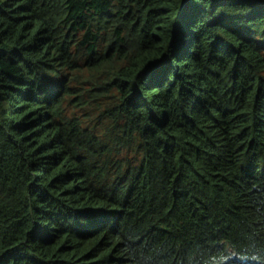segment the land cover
<instances>
[{
  "label": "trees",
  "instance_id": "obj_1",
  "mask_svg": "<svg viewBox=\"0 0 264 264\" xmlns=\"http://www.w3.org/2000/svg\"><path fill=\"white\" fill-rule=\"evenodd\" d=\"M0 264H264V0H0Z\"/></svg>",
  "mask_w": 264,
  "mask_h": 264
}]
</instances>
